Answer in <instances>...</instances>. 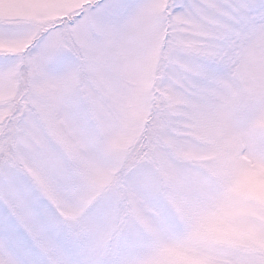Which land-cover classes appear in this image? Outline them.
<instances>
[{
  "label": "snow or ice",
  "instance_id": "6c2138e0",
  "mask_svg": "<svg viewBox=\"0 0 264 264\" xmlns=\"http://www.w3.org/2000/svg\"><path fill=\"white\" fill-rule=\"evenodd\" d=\"M0 264H264V0H0Z\"/></svg>",
  "mask_w": 264,
  "mask_h": 264
}]
</instances>
